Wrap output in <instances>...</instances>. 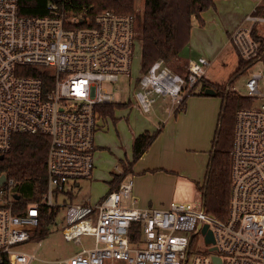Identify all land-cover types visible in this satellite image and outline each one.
<instances>
[{
  "label": "built area",
  "instance_id": "2783aa9c",
  "mask_svg": "<svg viewBox=\"0 0 264 264\" xmlns=\"http://www.w3.org/2000/svg\"><path fill=\"white\" fill-rule=\"evenodd\" d=\"M47 10L46 16H23L20 0H0V156L17 135L50 139L41 201L23 203L18 182L0 172L6 177L0 183V264H216L215 258L264 264V75L248 78L249 105L236 111L226 221L207 214L203 204L137 207L131 177L97 204L74 203L71 188L94 171L95 134L106 128L101 109L118 103L122 77L135 90L132 101L149 114L160 96L179 107L201 86L210 62L190 60L183 76L160 59L134 79L136 14L91 17L87 6L75 10L74 0H52ZM260 24L264 9H255L231 35L249 66L264 63V37L254 32ZM45 206L64 209L62 236L82 250L52 262L37 257L42 242L31 252ZM137 225L140 237L133 242ZM209 232L214 242H207ZM84 236L93 239L92 247L84 246Z\"/></svg>",
  "mask_w": 264,
  "mask_h": 264
},
{
  "label": "rangeland",
  "instance_id": "374dc122",
  "mask_svg": "<svg viewBox=\"0 0 264 264\" xmlns=\"http://www.w3.org/2000/svg\"><path fill=\"white\" fill-rule=\"evenodd\" d=\"M144 1L135 0L137 17L144 10ZM254 1H257L255 5L257 7L258 0ZM238 2L241 6L236 0H222L221 8L217 2L214 8L206 10L201 15L204 21L203 26L199 22L193 23L189 44L179 54V60L176 59L168 64L174 73L185 76L188 64L186 65L184 61H189V56L196 60L202 56L210 62L206 72V78L210 82L223 89L230 87L240 96H248L246 82L252 74L264 75V63L257 62L237 74L233 80L230 79L235 73L240 59L233 43L229 44L228 42V30L234 27L231 31L232 35L245 24L247 15L254 11L253 9L246 13L244 1L239 0ZM209 15L212 16L209 17ZM216 15L217 17H215ZM248 26L249 24L246 23V27ZM140 28L141 21L138 18L137 31L139 35ZM254 32L255 34H261V32L264 34V25H258ZM225 40L228 44H225ZM193 42L194 45H192ZM142 73V42L138 37L134 46L131 75L134 79H138ZM230 80L232 81L230 82ZM119 86L121 89L115 93V99L117 104H126V107L115 108L114 116H108L106 121L108 127L98 130L95 134L97 151L94 154L93 182L88 179L80 181L81 190L78 192L75 189V201L91 198L95 203L105 197L111 191L110 182L113 173L122 171V162L134 161L132 137L136 128L144 127L148 122L158 125L156 112L164 113L165 118L171 110L169 109L171 105L164 102V97L160 96L156 98L154 110L144 116L139 113L138 107L132 101L135 90L128 86L126 78L122 77ZM260 89L264 90V80L260 83ZM201 91L200 89L195 90L187 99L185 109L178 113L175 112L177 106L174 103L173 106L176 108L173 111L172 124L160 133L157 137H161L160 141L157 144H152L148 150L147 162L141 159L133 165L134 173H131L129 177L134 176V181H137L139 177L147 179L143 181L142 190L149 192L153 197L155 195L151 207H168L171 202H188L195 206L203 204L200 187L205 182L223 101L220 96L202 95ZM166 99L170 98L166 97ZM161 127L163 128L164 125ZM148 168H152L151 171H146ZM64 223V209L62 208L57 213L55 221L48 226L46 236L31 241V252L37 250L39 242H42L37 250V257L40 260L52 262L65 259L82 250V247L77 246L74 242L64 240L62 236ZM81 241L85 247L94 245L93 239L90 237L84 236ZM197 246L198 241L194 245V250L197 249ZM33 264L47 263L35 261Z\"/></svg>",
  "mask_w": 264,
  "mask_h": 264
},
{
  "label": "trees",
  "instance_id": "16d2710c",
  "mask_svg": "<svg viewBox=\"0 0 264 264\" xmlns=\"http://www.w3.org/2000/svg\"><path fill=\"white\" fill-rule=\"evenodd\" d=\"M52 0H20V14L23 16H46L48 4ZM216 0H145L144 10L138 18L141 21L139 38L142 42V71L146 73L157 60L170 64L179 57L189 44L193 19L203 26L201 13L215 7ZM87 6L90 16L95 17L104 11L119 15H133L136 12L135 0H74V9ZM264 9V6L260 8ZM249 64L239 60L235 73L240 74ZM230 80V82L232 81ZM197 86L195 87V89ZM207 88H213L222 98L218 130L213 144V152L207 167L201 198L206 213L220 221L228 218L232 189V149L234 140L235 115L238 108L248 106L247 97L238 95L215 85L207 78L201 82L202 95ZM191 96V95H190ZM185 97L176 113L185 109ZM126 104H113L101 109L102 116H114L115 108H125ZM162 127L155 132L146 131L138 135L133 143V162H122V171L113 173L111 190L118 189L121 183L133 173V165L150 149ZM50 139L44 135L20 134L14 137L11 150L0 161V172L18 182V192L23 203L41 201L47 190L46 160ZM72 199V195L69 196ZM74 198V197H73ZM43 217L40 232L35 239L46 236L48 226L55 220L59 209L42 208ZM140 237L139 226H135L131 240Z\"/></svg>",
  "mask_w": 264,
  "mask_h": 264
},
{
  "label": "crops",
  "instance_id": "0c3cea01",
  "mask_svg": "<svg viewBox=\"0 0 264 264\" xmlns=\"http://www.w3.org/2000/svg\"><path fill=\"white\" fill-rule=\"evenodd\" d=\"M223 1H229V0H223ZM237 1V3H238V5L239 6H241L240 4H239V0H236ZM244 1V3H245V6H246V13H248V12H250L251 10H255V9H258L259 11H261V7H263L264 6V0H258V6L257 7H255V5L257 4V1H254V0H243ZM218 2V3H217ZM220 2H222V0H216V2L215 3H217L218 4V6L221 8V6H222V3H220ZM238 6V7H239ZM204 13V12H203ZM203 13H201V15L203 14ZM212 15H209V17H211ZM215 17H217V15L215 16ZM194 22H199V20L197 19V18H194L193 19V23ZM261 25V24H260ZM264 25V24H263ZM257 28V27H256ZM234 29V27L233 28H231L230 30H228V35H229V39H228V42H229V44H232L233 43V41H231V31ZM261 35H263V37H264V34H262V32H261ZM227 40V39H226ZM225 40V44H228V42ZM192 45H194V42L192 43ZM233 46H234V48H235V50H236V52H237V49H236V47H235V45H234V43H233ZM238 53V52H237ZM202 57V56H201ZM239 57V56H238ZM188 59H189V61L190 60H196V58H194V57H191V56H189L188 57ZM177 60H179V57L177 58ZM189 61H184L185 62V64L187 65L188 64V62ZM198 89H200L201 90V86L200 87H198L196 90H198ZM170 100V101H169ZM169 100H167L166 99V97H164V102H167V103H169V105H171L170 106V108L169 109H171L170 110V112H168V115L164 118V113H162V114H158L157 112H156V109H155V112H156V115H157V119H158V121H159V124L157 125L156 123H150V122H148L144 127L143 126H140V127H137L136 128V131L133 133V137H132V140H133V143H134V140H135V138L138 136V135H140V134H142V133H144V132H146V131H150V130H158V129H160L161 128V126L162 125H164V127L162 128V131H165L167 128H168V126H170V124H172V121H173V116H174V113H173V111L175 110V106H173L174 105V103H173V101H172V99H169ZM138 109V111H139V113L140 114H142V115H146V114H143L141 111H140V109L139 108H137ZM167 109H168V107L165 109L166 111H167ZM177 109V108H176ZM165 111V112H166ZM107 119H108V116L107 117H104L103 116V122H104V124H105V127H108V124H107ZM162 119H164V120H162ZM151 132V131H150ZM131 138V137H130ZM160 138L161 137H159V138H157L156 140H155V142L153 143V144H157L159 141H160ZM97 151V147H95V151H94V154H95V152ZM148 156H149V152L147 151L142 157H141V159H144L145 161L144 162H147V160H148ZM140 159V160H141ZM95 169V168H94ZM151 169L152 168H148V170H146V171H151ZM133 173H134V168H133ZM129 177V176H128ZM127 177V178H128ZM132 178L134 179V176H132ZM112 179H113V177H112ZM89 181H92L93 182V174H92V177L91 178H89L88 179ZM144 180H147V179H143L142 177H139V179H137V181H134V187H133V191H132V197L135 199V203L133 204V205H135V206H137V207H140V208H146V207H148V206H150L153 202H154V197H155V195H154V197L149 193V192H146V191H144V190H142V185H144L143 184V181ZM91 182V183H92ZM144 187V186H143ZM71 189H73V195L72 194H70V195H72V201H74V203H92V204H97V203H99L103 198H101L98 202H92V200H91V198H88V199H86V200H81V201H75V199L73 198V197H75V189H76V191H78L79 192V190H81V184H80V182H77ZM156 194V193H155ZM76 199H77V197H76ZM132 204V203H131ZM130 203H128V205H131ZM163 205V204H162ZM151 207V206H150Z\"/></svg>",
  "mask_w": 264,
  "mask_h": 264
},
{
  "label": "water",
  "instance_id": "95a60500",
  "mask_svg": "<svg viewBox=\"0 0 264 264\" xmlns=\"http://www.w3.org/2000/svg\"><path fill=\"white\" fill-rule=\"evenodd\" d=\"M204 94L205 95H211V96H216L217 95V92L213 89V88H207L205 91H204ZM5 158L4 155H1L0 156V161H3ZM6 177L3 175L0 179V183H3L5 181ZM17 199H19L20 197L19 196H16ZM207 228V227H206ZM207 242L208 243H211V242H214V237H213V234L211 232H209L208 236H207ZM215 262L216 264H221V261L219 258H215Z\"/></svg>",
  "mask_w": 264,
  "mask_h": 264
}]
</instances>
